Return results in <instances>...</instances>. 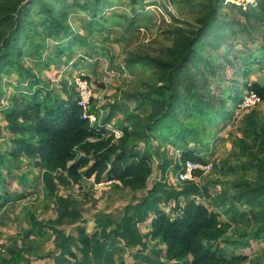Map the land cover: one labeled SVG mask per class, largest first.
<instances>
[{
	"label": "trees",
	"instance_id": "16d2710c",
	"mask_svg": "<svg viewBox=\"0 0 264 264\" xmlns=\"http://www.w3.org/2000/svg\"><path fill=\"white\" fill-rule=\"evenodd\" d=\"M65 1L63 5L62 0H0V77L1 74L14 77L10 94L6 95L0 86V112L5 120V125L0 126V135L9 142L5 149L0 146V200H14L15 196L7 191L9 177L28 187L32 170L26 171V165L44 170L43 177L49 186L54 181L53 173H57L60 181L69 179L74 184L87 177L97 182L111 180L116 188L148 189L153 173L149 153L155 151L154 142L179 148L181 161L176 167L187 160L205 162L204 156L197 154L194 148L209 137L205 121L217 123L228 114V101L236 104L240 100L241 104L244 89L264 101V83L244 84L241 90L234 88L235 82L225 85L228 76L224 62L232 63L233 71L237 66L230 58L223 57L227 52L222 46L228 41L225 27L229 22L231 28L238 27L241 32L249 28L257 30L258 23L264 22L261 14L250 15L239 7L249 22L228 21L220 10L221 0H206L200 2L205 14L197 29H177L172 44L158 56L137 54L126 60L129 67L139 65L154 71V80L134 94L140 99V107L146 103L151 107L148 120L143 123L129 116L130 124L120 121L118 125L123 135L119 137L107 128L114 123L113 110L105 120L93 125L78 104V85L60 80L58 87L51 86L41 72L52 62L67 65L75 61L77 64L82 58H77L75 43L89 45L85 35L73 31L68 21V7H79L87 13L89 19L82 26L91 34L104 31L108 23H115L106 15L108 5L114 4L109 0ZM131 1L133 7L142 2ZM257 5V9L264 11V0H258ZM135 17H131V21ZM249 37L256 40L255 36ZM47 38L57 40L55 50H51ZM208 45L218 56H206ZM49 49L57 56L64 55L65 59L53 58ZM245 59L246 63L252 61L260 65L264 63V51L260 57ZM219 69L223 72H218ZM216 73L217 81L213 78ZM83 78L89 80L85 75ZM214 83L216 90L212 91ZM181 107L183 118L178 116ZM88 111L97 116L92 104ZM184 118L190 121L185 122ZM201 120L204 122H199ZM255 125L259 131L264 130L259 123ZM191 141L195 142L194 146L190 145ZM155 153L159 155L158 150ZM256 153L260 168L258 179L233 193L212 192L209 187L190 185L193 182L181 189L166 186L168 190H165L164 185V189L158 191L159 188L153 186L149 195L133 207L140 214L138 219L127 212L115 228H110L113 223L110 218H104L100 223L101 232L87 234L82 226L78 236L56 230L60 234L56 264H70L71 257L75 264H112L113 248L119 239L132 251L136 248L137 257L144 261L142 264H242L247 256L230 253L222 244L236 243L230 230L245 220L257 225L255 239L264 236V154ZM259 153H264V139ZM67 214L70 215L69 210L63 213ZM149 218L151 228L143 236L137 223ZM149 241L155 244L145 252ZM247 245L250 243L244 242L240 247Z\"/></svg>",
	"mask_w": 264,
	"mask_h": 264
},
{
	"label": "rangeland",
	"instance_id": "374dc122",
	"mask_svg": "<svg viewBox=\"0 0 264 264\" xmlns=\"http://www.w3.org/2000/svg\"><path fill=\"white\" fill-rule=\"evenodd\" d=\"M109 1L114 5H108L106 15L112 17L115 23H108L104 31H95L91 34L82 26V23L89 19L87 13L79 7L67 8L68 21L73 31L85 35L89 45L75 43L78 48L77 58H82L77 64L75 61L67 65L52 62L49 66L43 67L41 76L49 85L55 87H58L60 80H65L68 84H77L79 78L87 76L93 90L91 104L96 111L97 119L105 120L107 114L113 110V122L116 125L113 123L107 128L111 132L115 130L123 135L118 125L120 121L130 124L132 119L143 123L148 120L151 107L147 103L140 107V99L134 94L155 78L151 68L139 65L132 68L126 65V60L137 54L158 56L165 47L172 44L177 29H197L205 14L200 2L206 0H140L142 2L135 7L131 0ZM257 1L221 0L220 10L226 14L228 21L239 19L242 23L249 22L246 15L240 13L239 7L251 13L250 15L260 13L264 20V11L257 9ZM62 4L65 5L66 1L62 0ZM133 16H136L135 20L131 21L130 18ZM230 25L231 22L225 27V37H228V41L222 45L227 52L223 57L230 58L237 66V70L233 71L232 63L224 62L228 76L225 85L229 86L235 82L234 88L241 90L244 84L255 81L264 83V63L259 65L252 61L245 62V58L260 57L264 51V22L258 23L257 30L249 28L246 32H241L238 27L231 28ZM250 35L255 36L256 40L253 41ZM46 41L51 50L58 45L57 40L52 38H47ZM206 47L208 49L206 56L217 54L209 45ZM51 50L49 49V53L53 58L65 59L64 55L57 56V53ZM219 59L222 60L221 57ZM25 62L30 64L27 58ZM218 72L221 73L223 70L219 69ZM217 75L218 73L213 77L216 81L219 79ZM0 78H2L0 86L6 95L10 94L12 92L10 84L14 77L1 74ZM215 85L216 83L212 91L216 90ZM251 93L249 89L243 90L241 104L240 100L236 104L228 101L226 110H229L230 116L229 113L224 116L227 119L220 117L221 119L213 124H207L205 121L209 137L205 143L194 148L197 154L204 156V163L208 168L199 170L201 173L196 174L192 180L180 181L176 176L180 166L176 167L175 164L181 161L179 148L168 143L162 146L158 141L154 142L155 151L149 153L155 168L150 177V185L158 187L159 191L164 189V185L165 190H168L166 186L181 189L188 182H193L190 185L209 187L212 192L227 190L233 193L248 183L256 182L260 168L254 152L260 156L264 154L259 153L264 130L259 131L255 123L264 126V101L260 100L257 104L248 106L246 99ZM230 104L232 107L229 109ZM182 108L178 109V116L183 118ZM184 121L189 122L190 118H184ZM4 125L5 120L0 112V126ZM8 143L7 139L0 135L1 148L5 149ZM194 144V141L190 142L191 146ZM157 150L159 155L155 153ZM138 151L142 153L143 149ZM24 169L32 170L28 187L21 186L17 179L9 177L7 191L15 196L14 200H0V264H56V258L60 253L57 244L60 241L58 239L60 234H57L56 230L66 235L78 236V230L82 226L85 227L87 234L101 232L100 223L104 218H110L113 223L110 228H115V224L122 220L127 212L138 219L140 214L130 208L137 206L147 197L149 189L152 188L132 191L130 188H116L107 179L97 182L87 177L74 184L70 183L69 179L60 181L57 173H53L54 181L49 186L43 177L44 170L34 166L30 168L27 165ZM162 181L163 185H160ZM161 204L163 207V203ZM65 210H69L70 215H63ZM150 214L154 215L153 212ZM137 227L144 236L151 228V224L138 221ZM256 230L257 225L248 220L235 224L230 230V235L236 243L222 245L230 253L246 255L247 259L242 264H264V236L255 239ZM244 242H249L250 245L240 247ZM153 244L155 241H149L145 252H148ZM123 246L125 245L122 243L121 251L116 246L113 248L115 258L112 264L144 262L142 258L137 257L136 248L132 251L131 248L124 249ZM70 260H72L70 264H75L74 258L71 257Z\"/></svg>",
	"mask_w": 264,
	"mask_h": 264
},
{
	"label": "built area",
	"instance_id": "2783aa9c",
	"mask_svg": "<svg viewBox=\"0 0 264 264\" xmlns=\"http://www.w3.org/2000/svg\"><path fill=\"white\" fill-rule=\"evenodd\" d=\"M77 85L79 87V100L78 104L84 108L85 110V117H87L93 125L98 124L97 116L94 113H90L88 111V108L91 104L92 99V87L90 85V82L88 79L79 78L77 80ZM260 101V98L255 94L251 93V95L246 99V104L248 106H253L257 104ZM109 127V126H108ZM116 134V136H121V132H116L113 130ZM208 168L207 164L202 161H196V160H187L184 163H181L180 168L177 170V178L180 181H188L192 180L196 176V172L199 170H204ZM108 180V179H107ZM112 182L111 180H109Z\"/></svg>",
	"mask_w": 264,
	"mask_h": 264
},
{
	"label": "crops",
	"instance_id": "0c3cea01",
	"mask_svg": "<svg viewBox=\"0 0 264 264\" xmlns=\"http://www.w3.org/2000/svg\"><path fill=\"white\" fill-rule=\"evenodd\" d=\"M150 187H152L151 185H150ZM132 210H134L133 208H132ZM146 221V223H148V222H150V219H148V220H145ZM149 225V224H148ZM122 243L125 245V246H123L124 247V249H126V248H130L128 245H126V243H125V241L123 240V239H119L118 240V242L116 243V247H120V248H122ZM121 251V250H120Z\"/></svg>",
	"mask_w": 264,
	"mask_h": 264
},
{
	"label": "bare ground",
	"instance_id": "6f19581e",
	"mask_svg": "<svg viewBox=\"0 0 264 264\" xmlns=\"http://www.w3.org/2000/svg\"><path fill=\"white\" fill-rule=\"evenodd\" d=\"M154 168V167H153ZM155 169V168H154ZM48 219V218H47Z\"/></svg>",
	"mask_w": 264,
	"mask_h": 264
}]
</instances>
